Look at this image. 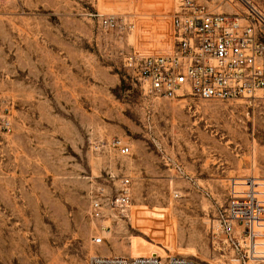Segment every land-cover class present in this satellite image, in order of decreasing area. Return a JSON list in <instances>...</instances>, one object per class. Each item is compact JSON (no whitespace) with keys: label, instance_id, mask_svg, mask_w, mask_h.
I'll return each instance as SVG.
<instances>
[{"label":"rangeland","instance_id":"rangeland-1","mask_svg":"<svg viewBox=\"0 0 264 264\" xmlns=\"http://www.w3.org/2000/svg\"><path fill=\"white\" fill-rule=\"evenodd\" d=\"M179 1L0 0V98L13 115L0 132V264H90L151 249L242 264L211 227L231 178H264V97H155L119 59L126 45L170 50ZM193 2L243 9L241 0ZM107 14H127L135 29L102 31ZM126 176L128 212L90 217L91 197L115 196Z\"/></svg>","mask_w":264,"mask_h":264},{"label":"built area","instance_id":"built-area-1","mask_svg":"<svg viewBox=\"0 0 264 264\" xmlns=\"http://www.w3.org/2000/svg\"><path fill=\"white\" fill-rule=\"evenodd\" d=\"M241 3L243 9L217 12L193 0H180L171 14L172 48L150 52L126 45L118 51L121 65L134 83L155 97L224 101L255 98L257 92L264 97V9L251 0ZM98 22L102 31L120 38L135 29L127 14L100 15ZM12 128L11 106L0 98V132ZM119 150L130 153L127 145H119ZM229 182L228 203L212 224V239L242 264H264V178H231ZM131 197L132 182L126 176L115 196L100 192L91 197L90 217L101 220L110 208L125 215ZM107 228L93 236L94 244L105 242ZM90 264L204 263L183 255L96 254Z\"/></svg>","mask_w":264,"mask_h":264},{"label":"bare ground","instance_id":"bare-ground-1","mask_svg":"<svg viewBox=\"0 0 264 264\" xmlns=\"http://www.w3.org/2000/svg\"><path fill=\"white\" fill-rule=\"evenodd\" d=\"M260 96H261L260 92H257L256 95L253 96V97L256 98V97H260ZM161 254H162V252H161L159 249H151V250H149L147 253H144V254H137V255H131V256H129V257L148 256V255H156V256H160V257H162ZM170 256H171V255H170ZM162 258H165V257H162ZM233 260H236V259H233ZM236 261H237V260H236Z\"/></svg>","mask_w":264,"mask_h":264}]
</instances>
